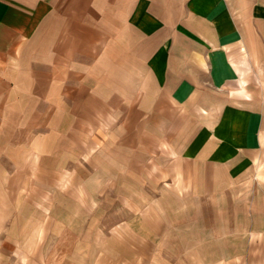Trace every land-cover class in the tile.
Segmentation results:
<instances>
[{
    "label": "crops",
    "instance_id": "0c3cea01",
    "mask_svg": "<svg viewBox=\"0 0 264 264\" xmlns=\"http://www.w3.org/2000/svg\"><path fill=\"white\" fill-rule=\"evenodd\" d=\"M0 264H264V0H0Z\"/></svg>",
    "mask_w": 264,
    "mask_h": 264
},
{
    "label": "rangeland",
    "instance_id": "374dc122",
    "mask_svg": "<svg viewBox=\"0 0 264 264\" xmlns=\"http://www.w3.org/2000/svg\"><path fill=\"white\" fill-rule=\"evenodd\" d=\"M121 176V185L124 183L122 182L123 180V175ZM137 188L135 190H129L126 188H121L120 189V195L121 198H118L117 194L115 192H118V190H111L110 188H106L104 190H98L95 194L93 199L95 202L93 203L92 199H89L90 205H89V224L93 225L94 227L91 228V230H96V228H100L104 231H107L111 225H114L116 223H119V220L123 217L128 216V208L129 205L126 204L124 201L126 197L130 194L131 197H134L136 199V202L138 203L136 205L135 211L139 212L138 215L144 213L145 209V202L146 200V194H145V188H144V182L146 180H151L152 176L150 175L149 177L145 176L144 173L142 174H137ZM131 191V192H130ZM149 191V196H158L161 192V188L158 187L156 189L147 190ZM95 192V190H94ZM125 196V199H124ZM151 198V197H149ZM165 207L167 208H173L176 209V203L174 202V199L165 198ZM149 201V200H148ZM178 207V206H177ZM77 209L74 210V215L77 214L76 216H79V207H76ZM189 220L186 221V216L184 213L181 212V214L176 215V214H170V216H167L168 219H170L171 224L174 226L171 227V229L176 230L175 228H180L181 231L184 230V227L186 228H191L189 226L191 224L193 216H188ZM180 221V225L176 226V222ZM198 220V219H197ZM75 223V222H74ZM78 223V222H77ZM208 221H196L193 222L196 227H199L200 225H208ZM175 232V231H174ZM176 239V237H175Z\"/></svg>",
    "mask_w": 264,
    "mask_h": 264
}]
</instances>
